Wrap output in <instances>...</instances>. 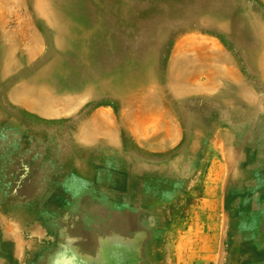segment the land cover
Listing matches in <instances>:
<instances>
[{"label": "rangeland", "instance_id": "obj_1", "mask_svg": "<svg viewBox=\"0 0 264 264\" xmlns=\"http://www.w3.org/2000/svg\"><path fill=\"white\" fill-rule=\"evenodd\" d=\"M67 1L81 18L115 5ZM129 3L134 17L150 18L130 33V58L153 70L139 112L95 100L92 86L67 89L56 108L25 111L11 100L18 86L0 84V264H264V0ZM205 17L226 29L204 28ZM175 20L199 25L175 32ZM184 38L219 57L211 66L222 77L207 94L175 100L162 79ZM47 49L40 43L35 60ZM229 70L241 111L214 101L236 85ZM165 124L176 139L162 136ZM148 168L154 180H134Z\"/></svg>", "mask_w": 264, "mask_h": 264}, {"label": "bare ground", "instance_id": "obj_2", "mask_svg": "<svg viewBox=\"0 0 264 264\" xmlns=\"http://www.w3.org/2000/svg\"><path fill=\"white\" fill-rule=\"evenodd\" d=\"M67 2V0H0V84H3V82H10L18 86L11 100L25 111L45 112V110L56 108L65 103V98H61L62 96L60 95L66 92L67 89L77 90L89 88L91 86L93 89L91 94L95 96V100H109L121 111L125 108L136 109V111L139 109L140 111L145 104L149 102V98L145 100L139 97V95L146 91L153 70L147 67V61L146 63L144 61H132L130 58L129 51L132 42L130 33L131 31L135 32L141 25H143V28L150 25L148 12L147 14L143 13L134 17L132 15V9H134L135 6L132 4V8L130 7V0H113L115 5H113L111 9H100L99 15L95 18H83L84 16L81 18L78 13H72L69 9L67 11ZM11 7H16L24 12L23 17L20 18V16L13 14L12 11L10 13L14 16L11 17L9 14H6L9 9L11 10ZM128 7H130V10ZM78 11H80V8ZM120 21L121 23H119ZM203 21L207 24L206 26L204 25V28L208 30L213 31L218 28L222 30L226 29L225 25L222 26L217 22V19L205 17ZM25 22L26 26L21 28V23ZM27 23L29 24L28 28ZM195 25L197 26L199 24L191 23V21L180 24L175 20V25L173 27H178L175 28L176 30L172 29L175 30V32H182ZM233 39L234 37H231V40ZM186 40L187 39L177 44L175 49L176 57L174 56L173 59L169 61L167 73L162 79V83L166 86L165 91L175 100L187 95L207 94V89L212 86V83L218 77H222V75L213 72L211 66V59H218L219 57L215 55L212 57L203 46H186L184 43ZM42 42L47 45V53L40 58V60H35L36 50ZM261 51L264 53L263 49H261ZM178 57H184L185 60H180ZM259 66L264 71V54L261 56ZM231 70L228 71V74L236 85H226L224 87V92L219 95L220 97L218 96L214 99L215 103H218L226 112L241 111V108L244 109V102H242V87ZM135 79L137 80L136 82L134 81ZM202 81L204 82L201 83ZM172 86L175 87L174 90ZM222 97L224 100H221ZM153 113L156 112L153 111ZM159 121H161V119ZM100 122H102V119ZM152 124H150V126ZM99 125L100 124H98V127ZM105 129L108 128L106 127ZM103 130L104 128L102 131ZM175 130L174 127L166 125L163 127L164 134L162 136L169 140L176 139L178 134H176L177 131ZM105 133H107V130ZM107 134L110 133L108 132ZM229 157L231 158L230 155ZM145 171H139L144 173L145 177L140 176L134 178V180L141 182L156 178L155 174L152 170L150 171L149 168L146 173ZM169 182L170 181H168V183Z\"/></svg>", "mask_w": 264, "mask_h": 264}]
</instances>
